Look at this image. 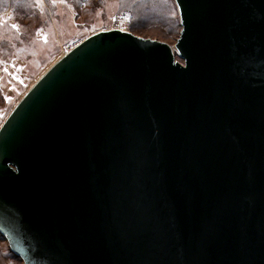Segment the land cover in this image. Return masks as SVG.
<instances>
[{"label":"water","instance_id":"obj_1","mask_svg":"<svg viewBox=\"0 0 264 264\" xmlns=\"http://www.w3.org/2000/svg\"><path fill=\"white\" fill-rule=\"evenodd\" d=\"M173 47L98 31L0 127L24 264H264V0H175Z\"/></svg>","mask_w":264,"mask_h":264},{"label":"rangeland","instance_id":"obj_2","mask_svg":"<svg viewBox=\"0 0 264 264\" xmlns=\"http://www.w3.org/2000/svg\"><path fill=\"white\" fill-rule=\"evenodd\" d=\"M35 2L33 14H0V127L34 82L61 55L88 36L121 28L174 47L182 29L175 0H153L152 4L157 6L154 14L139 6L132 9L127 0ZM124 14L126 20L121 18ZM163 17L166 22L159 19ZM170 27L174 31L169 32ZM1 236L0 264H24Z\"/></svg>","mask_w":264,"mask_h":264},{"label":"trees","instance_id":"obj_3","mask_svg":"<svg viewBox=\"0 0 264 264\" xmlns=\"http://www.w3.org/2000/svg\"><path fill=\"white\" fill-rule=\"evenodd\" d=\"M133 1H135L136 4L132 3ZM127 2H128L127 4L129 5V7H131L132 9H135L137 6H139L142 9H146V11L150 14H154L153 9L157 7L152 4L153 0H142V1L127 0ZM149 8L152 9L150 10V12H149ZM9 11H11L12 14L14 13V15L21 14V13H24L25 15H30L36 12V2L35 0H0V14L4 12H9ZM139 19L142 20L141 18ZM159 19H162L161 21L166 22L165 17L159 18ZM172 31H174V29L170 27L169 32H172Z\"/></svg>","mask_w":264,"mask_h":264},{"label":"built area","instance_id":"obj_4","mask_svg":"<svg viewBox=\"0 0 264 264\" xmlns=\"http://www.w3.org/2000/svg\"><path fill=\"white\" fill-rule=\"evenodd\" d=\"M122 19L126 20L128 17H127V14H124L122 17Z\"/></svg>","mask_w":264,"mask_h":264},{"label":"snow or ice","instance_id":"obj_5","mask_svg":"<svg viewBox=\"0 0 264 264\" xmlns=\"http://www.w3.org/2000/svg\"><path fill=\"white\" fill-rule=\"evenodd\" d=\"M13 27H19L18 25H13Z\"/></svg>","mask_w":264,"mask_h":264},{"label":"bare ground","instance_id":"obj_6","mask_svg":"<svg viewBox=\"0 0 264 264\" xmlns=\"http://www.w3.org/2000/svg\"><path fill=\"white\" fill-rule=\"evenodd\" d=\"M124 30V29H123Z\"/></svg>","mask_w":264,"mask_h":264}]
</instances>
